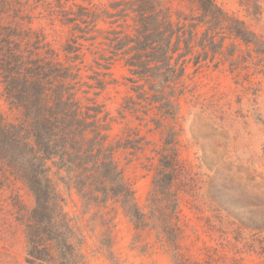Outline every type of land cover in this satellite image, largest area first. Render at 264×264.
<instances>
[{
  "label": "trees",
  "instance_id": "1",
  "mask_svg": "<svg viewBox=\"0 0 264 264\" xmlns=\"http://www.w3.org/2000/svg\"><path fill=\"white\" fill-rule=\"evenodd\" d=\"M172 1L190 12L169 0H0V84L17 114L9 122L0 113V179L20 182L34 199L32 209L19 213L28 264H88L62 189L75 191L87 208L118 204L137 230L160 229L176 264H186L178 248L176 183L188 69L221 54L227 38L218 35L262 55L264 42L217 0ZM40 7L46 16L37 14ZM41 18L68 30L61 50L33 27ZM117 62L127 70L129 95L114 117L99 98L117 83ZM127 120L122 136L113 137L114 125ZM135 121L138 127L130 125ZM139 127L161 135L153 150L148 213L117 158L151 144Z\"/></svg>",
  "mask_w": 264,
  "mask_h": 264
},
{
  "label": "rangeland",
  "instance_id": "2",
  "mask_svg": "<svg viewBox=\"0 0 264 264\" xmlns=\"http://www.w3.org/2000/svg\"><path fill=\"white\" fill-rule=\"evenodd\" d=\"M217 1L264 42V0ZM169 2L190 12L179 1ZM37 14L47 15L42 7ZM33 27L43 30L58 50L69 36L49 19H36ZM223 37L221 54L202 61L196 71L189 67V91L181 100L178 248L186 264H264V55L232 36L215 39ZM112 73L117 83L99 102L116 117L129 95L128 73L123 62ZM0 113L9 122L17 117L2 97L1 84ZM128 123L115 124L112 136H122ZM130 125L138 127L139 122ZM139 128L151 144L136 155L120 152L117 158L138 205L148 213L153 150L161 135ZM7 179H0V264H28L19 213L32 209L34 199L20 182ZM62 190L88 264H176L173 247L160 229L150 225L137 230L118 204L87 208L75 191Z\"/></svg>",
  "mask_w": 264,
  "mask_h": 264
}]
</instances>
